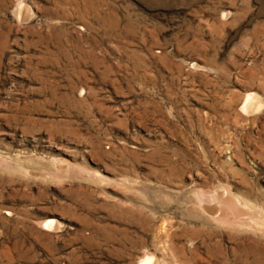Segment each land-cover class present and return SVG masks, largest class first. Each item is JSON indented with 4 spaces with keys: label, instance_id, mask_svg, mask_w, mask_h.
Segmentation results:
<instances>
[{
    "label": "rangeland",
    "instance_id": "rangeland-1",
    "mask_svg": "<svg viewBox=\"0 0 264 264\" xmlns=\"http://www.w3.org/2000/svg\"><path fill=\"white\" fill-rule=\"evenodd\" d=\"M146 259L264 264V0H0V264Z\"/></svg>",
    "mask_w": 264,
    "mask_h": 264
},
{
    "label": "bare ground",
    "instance_id": "bare-ground-1",
    "mask_svg": "<svg viewBox=\"0 0 264 264\" xmlns=\"http://www.w3.org/2000/svg\"><path fill=\"white\" fill-rule=\"evenodd\" d=\"M223 198H224V197H223ZM227 202H228V201H227ZM226 204H227V203H226ZM230 206H231V205H230ZM223 207H224V206H223ZM219 210H220V209H219ZM225 210H226V209H225ZM207 211H208V210H207ZM226 211H228V210H226ZM218 212H219V211H218ZM223 213H224V212H223ZM217 217H218V216H217ZM217 217L214 216L213 218H217ZM218 219H219L220 221H223V222H224V220H225V216H223V215L221 214V215L218 217ZM219 220H218V221H219ZM230 221H231V220H230ZM239 224H240V223H239ZM50 225H51V224H50ZM45 226H49L48 223H46ZM50 227H51V226H50ZM142 264H149V260H147V259L144 260V262H143Z\"/></svg>",
    "mask_w": 264,
    "mask_h": 264
}]
</instances>
